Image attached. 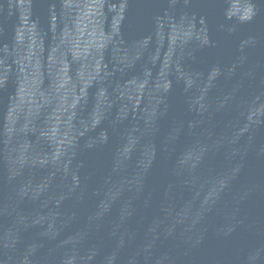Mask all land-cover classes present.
Here are the masks:
<instances>
[{"label": "water", "instance_id": "water-1", "mask_svg": "<svg viewBox=\"0 0 264 264\" xmlns=\"http://www.w3.org/2000/svg\"><path fill=\"white\" fill-rule=\"evenodd\" d=\"M0 264H264V0H0Z\"/></svg>", "mask_w": 264, "mask_h": 264}]
</instances>
